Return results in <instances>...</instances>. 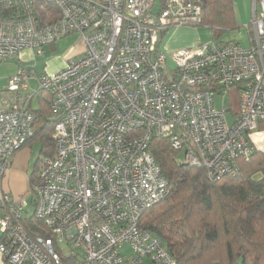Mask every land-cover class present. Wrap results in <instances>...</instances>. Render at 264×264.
<instances>
[{
	"label": "built area",
	"instance_id": "2783aa9c",
	"mask_svg": "<svg viewBox=\"0 0 264 264\" xmlns=\"http://www.w3.org/2000/svg\"><path fill=\"white\" fill-rule=\"evenodd\" d=\"M253 2L250 48L212 38L164 52L170 27L199 22L201 0H0V62L25 50L44 55L72 34L84 42L64 68L37 74L22 65L0 91L5 264H67L73 256L77 264H176L139 224L170 193L149 144L154 135L168 137L185 164L210 178L238 174L240 161L260 149L252 136L264 134V0ZM233 87L239 109L217 108L215 97ZM40 91L51 94L55 152L32 194L15 199L2 182L34 136L31 103ZM30 206L49 236L29 232Z\"/></svg>",
	"mask_w": 264,
	"mask_h": 264
},
{
	"label": "trees",
	"instance_id": "16d2710c",
	"mask_svg": "<svg viewBox=\"0 0 264 264\" xmlns=\"http://www.w3.org/2000/svg\"><path fill=\"white\" fill-rule=\"evenodd\" d=\"M201 1L203 11L193 25L209 27L213 38L218 31L236 27L234 0ZM37 95L39 107H31L34 136L23 146L41 145L45 158H39L35 167L55 152L51 94L40 91ZM149 148L168 180L170 193L145 210L139 224L161 239L176 264H264V179L256 178L264 171L263 150H256L249 160H241L238 174L210 178L205 168L185 164L168 137L154 135ZM40 168L31 174L28 196ZM30 203L34 205L33 200ZM24 220L32 235L49 236L43 222L35 219L33 208ZM64 261L77 264L74 256Z\"/></svg>",
	"mask_w": 264,
	"mask_h": 264
},
{
	"label": "rangeland",
	"instance_id": "374dc122",
	"mask_svg": "<svg viewBox=\"0 0 264 264\" xmlns=\"http://www.w3.org/2000/svg\"><path fill=\"white\" fill-rule=\"evenodd\" d=\"M235 12L237 15V25L232 29H223L218 31V36L214 37L218 42H227L234 39H239L242 46L246 49L250 48L251 43L249 39V30L247 24L250 23L252 13L254 10L253 0H234ZM213 38L212 30L207 26L179 24L169 28L163 40L160 42V48L164 52H169L174 49V44L191 42L192 46L200 43H208ZM54 47L48 45L44 55H38L35 63L38 64V71H42L45 63L48 62V72L54 69L62 60L72 59L83 51L84 42L79 34H72L67 37L57 40ZM188 47V46H187ZM183 47V48H187ZM190 47V46H189ZM68 62V61H67ZM169 65L172 67V60L169 58ZM240 93L236 87H233L227 94L217 95L215 97V104L217 108H221L224 102L231 105V109L235 112L239 109ZM33 108L39 107V98L34 99L32 103ZM230 120L233 119V113L228 112ZM258 147L263 149V140L261 133L257 135ZM41 145L33 143L18 150L11 163V178L14 191L12 196L15 199L27 197L31 190L30 177L33 172H38V167L42 162L36 164L39 160L45 158L44 154L40 152ZM262 177V173L256 175V178ZM29 197V196H28ZM30 209L31 206H30ZM128 250L127 246L124 247Z\"/></svg>",
	"mask_w": 264,
	"mask_h": 264
},
{
	"label": "crops",
	"instance_id": "0c3cea01",
	"mask_svg": "<svg viewBox=\"0 0 264 264\" xmlns=\"http://www.w3.org/2000/svg\"><path fill=\"white\" fill-rule=\"evenodd\" d=\"M191 44H192L191 42L174 44L173 48H183V47H187V46L193 47ZM194 46H196V45H194ZM47 47L48 46L45 47L44 54L46 52ZM51 47H54V44H51ZM80 53H78L77 55H79ZM37 57H38V55H34L33 51L25 50L19 56L15 57V58L6 60L4 62H0V91H4L8 88V85H9V82H10L12 76L17 74L19 68L22 65L29 67L33 72H35L37 74L42 73V72H48V62L45 63L42 71H38V64L35 63V60L37 59ZM69 60H70L69 58L66 60H62L54 69H52L50 71L53 72V71H57V70L64 68L67 64V61H69ZM36 85L37 84H36V81L34 79L30 80V86H31L30 92L36 88ZM37 96L38 95L36 94L34 99H36ZM33 101H32V103H33ZM32 103H31V105H32ZM260 133L262 135L263 148H264V134L262 132L254 133L252 138L257 144L258 143L257 135ZM2 184H3L4 190L6 192H9L12 195V192L14 191V189H13L14 187L12 185L13 183H12V178H11V166H10L9 171L5 175ZM0 240H1V232H0ZM0 264H5L4 257H3L1 252H0Z\"/></svg>",
	"mask_w": 264,
	"mask_h": 264
}]
</instances>
